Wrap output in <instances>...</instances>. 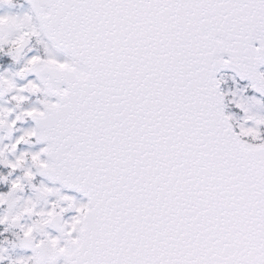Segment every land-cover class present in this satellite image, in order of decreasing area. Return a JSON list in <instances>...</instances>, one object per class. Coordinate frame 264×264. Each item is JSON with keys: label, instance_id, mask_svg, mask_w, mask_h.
<instances>
[{"label": "snow or ice", "instance_id": "6c2138e0", "mask_svg": "<svg viewBox=\"0 0 264 264\" xmlns=\"http://www.w3.org/2000/svg\"><path fill=\"white\" fill-rule=\"evenodd\" d=\"M0 264H264V0H0Z\"/></svg>", "mask_w": 264, "mask_h": 264}]
</instances>
